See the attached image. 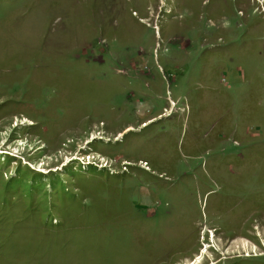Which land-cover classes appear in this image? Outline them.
Returning a JSON list of instances; mask_svg holds the SVG:
<instances>
[{"label": "rangeland", "instance_id": "374dc122", "mask_svg": "<svg viewBox=\"0 0 264 264\" xmlns=\"http://www.w3.org/2000/svg\"><path fill=\"white\" fill-rule=\"evenodd\" d=\"M0 264H264V0H0Z\"/></svg>", "mask_w": 264, "mask_h": 264}]
</instances>
